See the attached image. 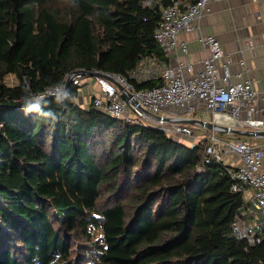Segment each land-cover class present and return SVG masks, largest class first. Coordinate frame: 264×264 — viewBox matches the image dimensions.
Wrapping results in <instances>:
<instances>
[{
	"label": "trees",
	"instance_id": "obj_1",
	"mask_svg": "<svg viewBox=\"0 0 264 264\" xmlns=\"http://www.w3.org/2000/svg\"><path fill=\"white\" fill-rule=\"evenodd\" d=\"M170 2L0 0V264H264V232L254 246L230 232L255 216L207 137L190 148L113 118L72 83L70 100L40 101L61 119L22 110L77 71L159 85L131 72L164 60L153 34Z\"/></svg>",
	"mask_w": 264,
	"mask_h": 264
},
{
	"label": "built area",
	"instance_id": "obj_2",
	"mask_svg": "<svg viewBox=\"0 0 264 264\" xmlns=\"http://www.w3.org/2000/svg\"><path fill=\"white\" fill-rule=\"evenodd\" d=\"M210 1L171 0L167 6L161 8L160 22L153 38L162 51L164 60L155 57L144 58L131 72L132 80L137 83L158 79L159 85L137 90L125 77L115 73L77 71L66 75L60 85L46 88L36 98L42 101L54 97L50 93L54 92L56 87L65 86L66 82L72 83L80 87L79 98H92L97 110L131 123L144 120L146 124L165 133L176 132L191 139L190 148L196 145L193 129L198 127L189 128L188 125L180 123L154 122L145 118L125 99L123 91L130 94L142 109L154 116L192 119L204 111L210 115L211 122L228 130L264 132V88L257 92L252 88L250 81L230 83V74L226 69L220 77L217 76L216 64L223 57V50L213 36L198 38V42L208 51L202 61L203 68L199 72L194 73L190 64L179 61L177 57L175 65L169 62L176 51H180L183 56L188 54L187 44L179 42L177 37L181 33L193 31L195 22L203 14L210 13ZM149 4L150 1L145 2L146 6ZM247 46H250V42ZM218 118L226 121L218 122ZM206 137L209 139L205 150L207 162L216 160L223 163L224 158L230 160L227 155L234 156L239 161L238 165H229L232 168L227 169L232 181L231 190L242 193L244 201L249 204L247 215L259 214L261 219L248 222L235 216L230 224V232L235 239L245 241L248 246H254L261 241V234L264 232V142L255 143V137L245 140H221L214 134H208Z\"/></svg>",
	"mask_w": 264,
	"mask_h": 264
},
{
	"label": "crops",
	"instance_id": "obj_3",
	"mask_svg": "<svg viewBox=\"0 0 264 264\" xmlns=\"http://www.w3.org/2000/svg\"><path fill=\"white\" fill-rule=\"evenodd\" d=\"M210 9V13L203 14L195 22L193 31L181 33L177 37L179 42L187 44L188 54L183 56L180 51H176L169 62L175 65L177 57L179 61L190 64L194 73L199 72L208 51L198 42V38L210 35L223 50V57L216 64L217 76L220 77L226 69L230 74V83L250 81L252 88L260 92L264 88V0H211ZM248 42L250 46H247ZM81 100L86 102V96ZM204 113L199 112L195 118L202 121ZM232 135L236 134L225 133L222 138L232 140ZM259 139L263 138H257L255 143L264 142ZM227 156L234 160V156ZM260 219L259 214L255 215V221Z\"/></svg>",
	"mask_w": 264,
	"mask_h": 264
},
{
	"label": "water",
	"instance_id": "obj_4",
	"mask_svg": "<svg viewBox=\"0 0 264 264\" xmlns=\"http://www.w3.org/2000/svg\"><path fill=\"white\" fill-rule=\"evenodd\" d=\"M65 86H68V82L65 83ZM119 90L123 89L121 87H118ZM124 97L125 99L132 105L135 106L141 113V115L145 118H148L154 122H160V121H165V122H173V123H180V124H184V125H191V126H196V127H201L204 128L206 130H213L215 132H222V131H229V133L231 134H236L238 136H242V137H255V138H264V132H242V131H237V130H228V128L220 126L218 124H215L211 121L209 122H203L201 120H197V119H188V118H178V119H169V118H163L161 116H154L152 114H150L149 112H147L146 110L142 109L138 103H136L133 99L132 96L126 92L123 91Z\"/></svg>",
	"mask_w": 264,
	"mask_h": 264
},
{
	"label": "clouds",
	"instance_id": "obj_5",
	"mask_svg": "<svg viewBox=\"0 0 264 264\" xmlns=\"http://www.w3.org/2000/svg\"><path fill=\"white\" fill-rule=\"evenodd\" d=\"M50 95H53L58 103H63V101L71 99V93L66 86L56 87L54 92L50 93ZM21 100L22 110L25 115L37 113L39 117L45 120V122H55L62 118L59 114L53 112L52 110L44 111L40 100H38L34 95H25L21 98Z\"/></svg>",
	"mask_w": 264,
	"mask_h": 264
},
{
	"label": "rangeland",
	"instance_id": "obj_6",
	"mask_svg": "<svg viewBox=\"0 0 264 264\" xmlns=\"http://www.w3.org/2000/svg\"><path fill=\"white\" fill-rule=\"evenodd\" d=\"M82 101V100H81ZM83 102V101H82ZM204 117V119L202 120L203 122H209L210 121V115L207 113V112H205L204 114H202ZM193 119H196L195 118V116L193 117ZM144 121V120H143ZM170 124H175V123H173V122H169ZM167 126L169 127V128H171V126L169 125V124H167ZM187 126V125H186ZM187 127H189V128H191V127H196V126H191V125H188ZM197 128V127H196ZM171 138H173L174 140H176V141H180V142H183V143H185V144H187V145H189L190 146V144H191V139H189V138H185V137H183V136H181V135H179L178 133H174V132H168L167 133ZM208 134H214V135H216V137L217 138H219V139H221V140H226V138H222V132H215V131H213V130H211V131H209V130H206V129H204V128H201V127H198L196 130H195V133L193 134V136L196 138V141H194V143L195 144H197V142H198V140L200 139V138H204V137H206ZM196 135H199V136H196ZM234 137H236V135H233ZM197 138H199V139H197ZM260 140H264V138L263 139H259V141ZM233 157V156H232ZM229 158H231V157H229ZM223 164L224 165H227V166H229V165H238L239 164V161L237 160V158L236 157H234V160L231 162L230 160H228V159H225L224 158V161H223Z\"/></svg>",
	"mask_w": 264,
	"mask_h": 264
},
{
	"label": "bare ground",
	"instance_id": "obj_7",
	"mask_svg": "<svg viewBox=\"0 0 264 264\" xmlns=\"http://www.w3.org/2000/svg\"><path fill=\"white\" fill-rule=\"evenodd\" d=\"M217 121L218 122H225L226 120L225 119H222V118H218Z\"/></svg>",
	"mask_w": 264,
	"mask_h": 264
}]
</instances>
